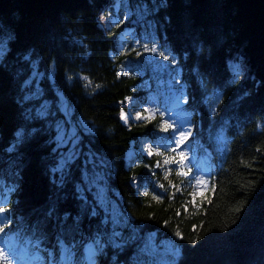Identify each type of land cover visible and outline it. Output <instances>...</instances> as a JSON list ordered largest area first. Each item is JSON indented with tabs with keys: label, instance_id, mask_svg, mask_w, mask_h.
I'll list each match as a JSON object with an SVG mask.
<instances>
[{
	"label": "trees",
	"instance_id": "16d2710c",
	"mask_svg": "<svg viewBox=\"0 0 264 264\" xmlns=\"http://www.w3.org/2000/svg\"><path fill=\"white\" fill-rule=\"evenodd\" d=\"M110 2L0 0V206L9 209L0 217V226L7 225L0 245L15 258L20 248L24 259L39 264H89L85 249L91 239L61 261L66 254L56 237L63 232L71 248L73 235L94 238L99 226L120 232L123 247L106 245L97 264H167L149 252L153 236L158 244L175 242L179 255L168 264H264V129L257 128L264 114V0H166L156 11L153 0H120L118 22L126 12L128 19L105 32L99 18ZM125 30L131 34L117 53ZM152 41L175 56L176 65L144 53L142 45L151 47ZM232 64L246 71L235 84L229 83ZM181 85L189 103L176 108L188 116L191 136L183 164L165 165V159H181V152L165 148L171 129L159 130V115L126 126L120 113L129 104L120 102L153 97L165 114ZM214 89L223 102L210 114ZM22 96L30 100L21 102ZM64 102L77 127L79 155L71 179L61 184L60 173L51 169L65 153L58 142ZM26 112L36 118L26 119ZM18 131L24 140L9 150ZM143 139L164 155L139 152L127 164L128 150ZM200 159L212 173L208 189L198 194L194 169ZM177 169L186 174L178 176ZM98 175L102 202L86 180ZM134 177L145 182L148 196L142 184L135 188ZM79 195L87 197L86 205ZM53 203L57 213L49 217Z\"/></svg>",
	"mask_w": 264,
	"mask_h": 264
},
{
	"label": "snow or ice",
	"instance_id": "6c2138e0",
	"mask_svg": "<svg viewBox=\"0 0 264 264\" xmlns=\"http://www.w3.org/2000/svg\"><path fill=\"white\" fill-rule=\"evenodd\" d=\"M166 2V0H153V4L155 5V7L151 10V11H156L158 10V8L162 5H164ZM114 6H118V5H114ZM137 7H140V5H137ZM145 12L148 11V9H144ZM101 20H104L105 17L101 16L100 17ZM109 22L111 23V18H110V14H109ZM128 19V13L126 12L123 20H120L119 22H116L117 26H119L120 23H123L124 20ZM151 43V47L149 46V42H146L142 45L143 48V52L144 53H148L151 54L153 56H159L161 57L164 61H169L171 65H176L177 63V58L175 56H170L169 54H167L164 51H161L158 47V45L156 44V42L152 41ZM133 51H135V49H133ZM141 53H137V55L139 56ZM25 60H28L29 57L25 56L24 57ZM151 63V62H149ZM54 65V62H53ZM53 65H49L50 68L53 67ZM32 67L33 69L36 68V62L32 63ZM231 70H232V75H231V79L229 80L230 84H235L236 82H238L239 80L244 78V72L242 69V66L240 64H232L230 65ZM40 75V73L38 71H34L33 72V76H37ZM119 76V73L117 74ZM51 78V77H49ZM68 81H71L73 79L72 76H68L67 77ZM82 79H84L85 81H88L87 77H82ZM89 83H91L90 81H88ZM175 84L180 85V80L179 78L175 79ZM26 83H28V81H26ZM204 84V81H202V85ZM97 88H99V85H96ZM182 85L180 89H176L177 92L180 93V95H177L175 97L176 100V104L177 106L180 103H184V104H188L189 103V97L187 95H185L181 89H182ZM212 95L215 97V103L212 104L211 108H210V114L212 112H215L216 110V106L219 103H222V92L219 89H214ZM30 100L29 96H22L21 97V102L23 101H27ZM133 100V97H125L123 101H121L120 103H125V102H131ZM194 102V99H193ZM144 112L148 113V115H141L140 113H137L134 117L135 120H145V121H151L153 119L156 118L157 115L160 116L161 119V124H160V131L162 132H169V129H171V135L167 137V139L170 142V147L167 149L168 151H171L173 153H175L177 151V149H179L182 144L184 142L187 141V139L191 136V126H189L187 129H185L183 127V123L180 124L179 127H176V123L172 122L169 123L165 118V114L164 112H161L159 110V108H145L143 110ZM165 111H167V109H165ZM38 116H50L51 113L49 112H37ZM25 118L26 119H35L36 117L33 116L31 114V112H26L25 113ZM120 118L122 120H124L125 123L128 122V115L125 114L123 111H121L120 113ZM85 128H87V125H84ZM257 128L258 129H264V114L261 115V122L257 123ZM59 140L62 141V137H58ZM24 140V133L22 131H18L16 133V142L12 145V147L9 150H12L16 147V144L21 143ZM259 151V149H257ZM147 151V155L149 157H152L153 155L156 156H162L164 155L163 152H161L159 150V146L157 145L155 150L153 149V147L151 145L148 146V148L146 149ZM78 155H79V145L76 144L75 142H73V147L67 152V154L65 155H61L60 160L58 163L55 164L54 167H52L51 171L53 173L59 172L60 173V183L63 184L67 181H69L71 179V173H72V167H73V163L78 159ZM185 157L183 156V153L181 152V159L177 160L175 157H173L172 159H165L164 160V164H177V165H181L183 164ZM87 160V157H86ZM145 167H149V165H145ZM156 168L160 167V162L159 160L156 162L155 165ZM169 174H170V169L166 170ZM190 171V170H189ZM155 175V173H153ZM176 174L178 176H184L186 173L185 172H181L179 169H177ZM165 179H167V175H165L164 177ZM196 183H201L200 178L196 177ZM55 183V181H54ZM133 183H137L136 178H133ZM157 188L163 189L165 191H167V189L164 188L163 184L157 183L156 184ZM170 187H175V185H171L170 183ZM86 191V189L84 190ZM76 192L77 194H80L82 192V189L80 187L76 188ZM145 196H148L149 193L147 191L144 192ZM193 197H195V194H193ZM78 198L80 200H83L85 205L87 204V197L85 195H79ZM152 199L157 201V203H161V197L158 194L153 193L152 194ZM9 211L8 208L4 207V206H0V217H3V214L5 212ZM57 213V206L55 203H53L50 206L49 212L47 213V215L49 217L56 215ZM91 215L92 216H97L98 212L96 210L95 207L91 208ZM177 215H179V212H177ZM65 217H67V213L65 214ZM5 220H7V217H4ZM113 223L115 224L116 221L115 219H113ZM7 225L5 224L4 226H0V233L4 232V227H6ZM165 226H167L165 224ZM175 236L178 237L179 239H183V236L181 235V233L179 231H176ZM63 237V232H61L60 234L57 235L56 240L58 245L63 249V251L65 252V256L61 257V261L65 260V259H69L71 257V253H72V248H77L80 247L81 245H84L85 242L89 239H91V243L87 244L86 247V252H87V259L89 260L90 264H96L95 262V257L97 256V254H101L104 251V248L106 245H111L114 248H122L123 244L117 242V238L120 237V232H118L115 228L112 229L111 234H109L106 230H102L99 226H97L96 229V233L94 238L93 237H86L84 236L82 233L80 234V239L76 240L75 235H73L72 241L70 242L72 247H65V241L62 238ZM39 240H37V244H39ZM192 243H196L195 240L192 241ZM177 254H178V250H177ZM49 257L50 259L52 258V254L49 253ZM0 264H13L12 259L9 256L5 255V250L0 248ZM114 264H119V261H115Z\"/></svg>",
	"mask_w": 264,
	"mask_h": 264
},
{
	"label": "rangeland",
	"instance_id": "374dc122",
	"mask_svg": "<svg viewBox=\"0 0 264 264\" xmlns=\"http://www.w3.org/2000/svg\"><path fill=\"white\" fill-rule=\"evenodd\" d=\"M119 1L120 0H111L110 7H107L106 9L102 10L100 13V17L104 16L105 19L100 21L101 28L107 32L113 27H115L116 22H118V14L117 10L119 7ZM118 5V6H114ZM109 14L111 18V23L109 22ZM131 34V30H125L122 34H120L117 38V44H118V51L117 53H121L123 51V48L127 42V37ZM114 56V53H112V57ZM243 69V68H242ZM120 72H127V68L121 69ZM244 74H246L245 69H243ZM128 110L124 111L125 114L128 115V122L125 123L124 120L123 123L126 126H130L133 123L143 122L145 120H135L134 117L137 113H140L141 115H148V113H143L142 111L145 108H155V101L154 98H148L146 101H140L137 97H133V100L131 102H128ZM174 104L172 108H175L174 111H167L165 116L167 115L168 118L173 119V121L176 123V127H179L181 123H183V127L187 129L189 127L187 116L180 113L179 110L176 109ZM66 111H64V110ZM62 111L65 112L66 118L61 121L58 125V137H62V141L58 139L59 146L65 148V154L73 147V142L78 144V135H77V127L75 122L71 118V113H67L69 110L67 109V105L64 102L62 105ZM68 114V115H67ZM84 125V123H83ZM149 143L145 139L140 141V148H135V146H132L128 152H127V159L128 164L133 165L136 162L137 154L139 152H142L143 155H147L146 149L148 148ZM197 169V175L200 178L201 183H197V193L201 194L202 192H205L208 187V179L210 176L211 168L208 167L205 163L200 162L196 165ZM100 175L97 177H94V179H90L86 176V180L88 182V185L91 187H94L96 189V196L98 197L99 201L102 202L103 198H105V190L103 185L99 183ZM137 183H133L134 186L138 189V187L141 188V178L136 177ZM141 192L144 191L143 188L140 189ZM149 243V252L153 255V258H158L164 263H169V261H172L175 259L178 255L177 254V246L174 241L164 240L162 243L158 244L155 242V236L150 237L148 239ZM0 248L3 249L2 246ZM87 253V252H86ZM6 256H9L14 264H24L22 262V259H13L8 253H6ZM96 262V260H95Z\"/></svg>",
	"mask_w": 264,
	"mask_h": 264
},
{
	"label": "bare ground",
	"instance_id": "6f19581e",
	"mask_svg": "<svg viewBox=\"0 0 264 264\" xmlns=\"http://www.w3.org/2000/svg\"><path fill=\"white\" fill-rule=\"evenodd\" d=\"M118 47V46H117ZM146 101V100H145ZM125 161L127 162V156L125 158ZM34 227V226H33ZM17 253L19 254L20 258H26V255L24 254L23 250H21L20 248L17 250Z\"/></svg>",
	"mask_w": 264,
	"mask_h": 264
}]
</instances>
